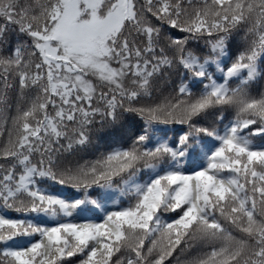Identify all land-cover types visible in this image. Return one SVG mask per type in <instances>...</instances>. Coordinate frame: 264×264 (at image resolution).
Masks as SVG:
<instances>
[{"label":"snow or ice","instance_id":"6c2138e0","mask_svg":"<svg viewBox=\"0 0 264 264\" xmlns=\"http://www.w3.org/2000/svg\"><path fill=\"white\" fill-rule=\"evenodd\" d=\"M0 264H264V0H0Z\"/></svg>","mask_w":264,"mask_h":264}]
</instances>
